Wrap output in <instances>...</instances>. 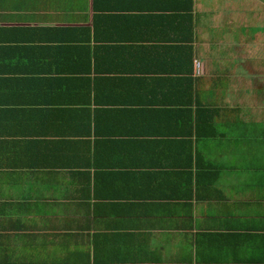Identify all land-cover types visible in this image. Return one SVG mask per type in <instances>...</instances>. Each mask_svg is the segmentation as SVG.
Wrapping results in <instances>:
<instances>
[{
    "label": "crops",
    "instance_id": "0c3cea01",
    "mask_svg": "<svg viewBox=\"0 0 264 264\" xmlns=\"http://www.w3.org/2000/svg\"><path fill=\"white\" fill-rule=\"evenodd\" d=\"M206 2L0 0V264H264V45Z\"/></svg>",
    "mask_w": 264,
    "mask_h": 264
},
{
    "label": "rangeland",
    "instance_id": "374dc122",
    "mask_svg": "<svg viewBox=\"0 0 264 264\" xmlns=\"http://www.w3.org/2000/svg\"><path fill=\"white\" fill-rule=\"evenodd\" d=\"M200 1H202L203 4L206 6H207V3H209V2H206V0H200ZM215 1L219 3L220 0H215ZM226 1L227 2L229 1V4L230 2L234 4V6L232 7V9H234V11L232 10L233 13L237 14L238 11H235V10H239V8L245 11H242V13L239 11L238 15H240V17H235L234 20L231 21L229 28L225 30L224 29H218L216 31L211 30L210 42L214 43V45L217 43H220L222 45L221 48L213 49V55H217V52L215 51L216 49H219L224 55L225 54L229 55L230 53L228 52V49L226 47L227 41L229 42L234 41L236 44L239 43L241 45L244 44V42H246L247 43L246 45L248 44L251 45V48H253L254 46H256L257 48L259 47L263 48V45H264V0H226ZM226 1L224 0V3H226ZM213 5L219 6L221 4H216L213 2ZM239 20L242 21L241 26H240ZM259 55L261 57V54ZM215 61H216V64H215L216 66L218 64V60L215 59ZM218 65H221V64H218ZM218 82H221V80ZM229 83L230 81H228V84ZM209 95L211 97L210 99L211 101H221V99L217 97L223 95V91L215 94L214 90L211 89V91L209 92Z\"/></svg>",
    "mask_w": 264,
    "mask_h": 264
},
{
    "label": "built area",
    "instance_id": "2783aa9c",
    "mask_svg": "<svg viewBox=\"0 0 264 264\" xmlns=\"http://www.w3.org/2000/svg\"><path fill=\"white\" fill-rule=\"evenodd\" d=\"M200 70H201V64H200V62L196 61V64H195V72L197 74H199L200 73Z\"/></svg>",
    "mask_w": 264,
    "mask_h": 264
}]
</instances>
